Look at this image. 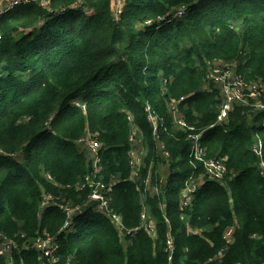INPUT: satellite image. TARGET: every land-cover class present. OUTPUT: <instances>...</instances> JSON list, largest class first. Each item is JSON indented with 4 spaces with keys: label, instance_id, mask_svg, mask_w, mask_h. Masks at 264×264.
<instances>
[{
    "label": "trees",
    "instance_id": "16d2710c",
    "mask_svg": "<svg viewBox=\"0 0 264 264\" xmlns=\"http://www.w3.org/2000/svg\"><path fill=\"white\" fill-rule=\"evenodd\" d=\"M115 14L113 0H53L0 17V237L20 246L14 264H43L36 240L48 235L54 264H264V148L262 159L253 151L264 112L235 103L219 123L223 96L208 78L222 63L264 84V0H125ZM88 131L102 145L100 177L116 181L121 228L75 187L91 171L77 143ZM191 134L226 164L222 180L196 160ZM65 204L81 210L69 218Z\"/></svg>",
    "mask_w": 264,
    "mask_h": 264
},
{
    "label": "built area",
    "instance_id": "2783aa9c",
    "mask_svg": "<svg viewBox=\"0 0 264 264\" xmlns=\"http://www.w3.org/2000/svg\"><path fill=\"white\" fill-rule=\"evenodd\" d=\"M2 1V0H0ZM53 0H5L3 5L0 4V16L16 9V7L21 5H27L31 3H36L39 6L44 8H49ZM125 0H117L115 6V13L119 14L122 12L123 4ZM187 8L183 7L178 9L172 17H165L160 18L161 21H168L170 23L173 19L181 18L186 15ZM151 21L148 22L150 24ZM210 81L215 82L219 85L221 89V93L223 96L222 105L220 107V116H219V123L224 122L227 118L229 113L232 111V108L235 103H241L245 106H251L256 110L264 111V102L260 99L264 96V84L261 82H249L246 81L242 75L236 74L235 69L232 68H220L214 67L210 74L208 75ZM75 105L80 106L77 102ZM85 109V106H82ZM146 110L150 111L149 106ZM176 113L178 110L173 108ZM148 120L152 123L154 129L157 127L158 117L153 113H149ZM176 122L179 126L184 128H189V130H193V127L188 126L185 120L181 118H177ZM155 133V132H154ZM200 136L201 135H190V139L192 142V154L195 156L196 160L203 162L204 167L206 170V174L215 181L222 180L227 174V166L221 159L215 158H207L206 157V150L202 148L200 145ZM133 142V136L130 138ZM78 144H80L88 154V161L91 165V171L84 179L83 183L81 184L80 189H84L88 186L91 190L89 199L90 201L96 203V208L98 211L103 212L110 216L109 213V197L111 192L113 191V187L116 185V181L104 182L100 177L102 172V158H101V148L102 145L96 139V136L90 132H87L84 137H82ZM263 150V142L259 140L253 147V151L261 157ZM133 162L131 165L133 170L135 171L134 177L137 175L138 172V165L141 162V157L137 153L132 154ZM261 175L264 177V162H261ZM49 179H52L50 176ZM195 188L188 187L185 200L183 204L185 206L190 204L192 193H194ZM53 203V197L51 195H44L43 200L41 203V210H45ZM67 212L68 217L70 218L72 214H75L71 211L68 207L63 206ZM81 208H77L79 212ZM41 211V213H42ZM145 214V213H144ZM111 217V216H110ZM118 218V217H117ZM122 222V221H121ZM152 223V222H151ZM121 226L123 224L121 223ZM150 230V234L154 233L155 228L151 225H148ZM233 234V229L227 230L225 234V238L230 239ZM153 237V236H152ZM167 246L170 251L169 261L170 263L173 260L174 255V239L171 235H168L167 238ZM20 246L17 245L16 241L9 239L5 236L0 237V256L7 257L6 264H14L12 253L18 250ZM36 249L40 252V256L42 259L43 264H54L57 262V253L60 249L59 243L57 238L52 236H47L45 238L38 237L36 240Z\"/></svg>",
    "mask_w": 264,
    "mask_h": 264
},
{
    "label": "rangeland",
    "instance_id": "374dc122",
    "mask_svg": "<svg viewBox=\"0 0 264 264\" xmlns=\"http://www.w3.org/2000/svg\"><path fill=\"white\" fill-rule=\"evenodd\" d=\"M117 13L115 14V17H117ZM173 21V20H172ZM171 21V22H172ZM215 67H220V68H227V67H229V68H232V69H235V65H230V64H222V63H216L215 64ZM76 102H78V101H76ZM132 137V136H131ZM135 142V141H134ZM81 149V148H80ZM82 150V149H81ZM86 152V151H85ZM143 152V151H142ZM144 153V152H143ZM166 169H164V167L163 166H161L160 167V170H159V172L161 173V175L162 174H164V173H166ZM83 182H81V183H78V184H76L75 185V187H76V189L77 190H81L80 189V187H81V184H82ZM87 188V187H86ZM86 188H84V189H86ZM147 189L148 190H150V191H152V192H156V190L155 189H153L152 187H150V186H148L147 187ZM89 201H90V199H89ZM90 202H92V201H90ZM92 203H94V202H92ZM88 204H90V203H88ZM96 204V203H95ZM108 205H109V213L110 214H112V215H110L112 218H113V223H115V224H118L119 226H120V228L122 227L121 226V218H117L114 214H113V211H111V209H110V203H108ZM65 206L66 207H68L71 211H73L74 213H76V210H77V208H80V206H77V207H72V205L71 204H65ZM145 214L143 215L144 216V221L145 222H147V220L150 218V215L149 214H146V212H144ZM73 215V214H72ZM69 224V223H68ZM67 224V225H68ZM147 225H151L152 227H156V222L153 220V222L152 223H150V224H147ZM230 229H232V228H230ZM130 232L129 231H126V234H129ZM126 234H123L122 235V237H125V235ZM152 236H153V239H156L157 238V230H155L154 231V233H152Z\"/></svg>",
    "mask_w": 264,
    "mask_h": 264
},
{
    "label": "clouds",
    "instance_id": "9594fccd",
    "mask_svg": "<svg viewBox=\"0 0 264 264\" xmlns=\"http://www.w3.org/2000/svg\"><path fill=\"white\" fill-rule=\"evenodd\" d=\"M32 4V3H31ZM34 4H36V3H34ZM28 5V4H27ZM38 5V4H37ZM21 6H24V5H21ZM18 7H20V6H18ZM18 7H16V8H18ZM15 10V9H14ZM13 11V10H12ZM11 12V11H10ZM9 13V12H8ZM7 14V13H6ZM6 14H4V15H6ZM3 15V16H4ZM0 17H2V16H0ZM174 20V19H173ZM75 103H77V102H75ZM74 103V104H75ZM79 103V102H78ZM80 104V103H79ZM82 106H85V105H82V104H80V107L82 108ZM83 109V108H82ZM83 110H85V109H83ZM258 111H261V110H258ZM264 112V111H263ZM88 132H90V131H88ZM91 133V132H90ZM96 136V135H95ZM259 140H261L262 142H263V148H264V140L262 139V138H259L254 144H253V147H254V145L259 141ZM79 141V140H78ZM78 143V142H77ZM100 143V142H99ZM101 144V143H100ZM101 150H102V148H101ZM259 156V155H258ZM262 156H263V150H262V155H261V159H262ZM262 162V161H261ZM264 162V161H263ZM261 165V164H260ZM261 170H262V167H261V169H260V174H261ZM156 192H157V188H156ZM182 204H183V202H182ZM183 206H185L184 204H183ZM172 236V235H171Z\"/></svg>",
    "mask_w": 264,
    "mask_h": 264
},
{
    "label": "crops",
    "instance_id": "0c3cea01",
    "mask_svg": "<svg viewBox=\"0 0 264 264\" xmlns=\"http://www.w3.org/2000/svg\"><path fill=\"white\" fill-rule=\"evenodd\" d=\"M4 1H5V0L0 1V4L3 5ZM113 2H114V4H115V6H116L117 0H113Z\"/></svg>",
    "mask_w": 264,
    "mask_h": 264
}]
</instances>
